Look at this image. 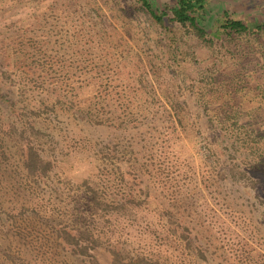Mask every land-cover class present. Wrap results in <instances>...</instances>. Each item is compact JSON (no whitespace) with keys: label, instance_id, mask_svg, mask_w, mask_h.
Wrapping results in <instances>:
<instances>
[{"label":"rangeland","instance_id":"obj_1","mask_svg":"<svg viewBox=\"0 0 264 264\" xmlns=\"http://www.w3.org/2000/svg\"><path fill=\"white\" fill-rule=\"evenodd\" d=\"M171 38L138 0H0V264H264V38Z\"/></svg>","mask_w":264,"mask_h":264},{"label":"trees","instance_id":"obj_2","mask_svg":"<svg viewBox=\"0 0 264 264\" xmlns=\"http://www.w3.org/2000/svg\"><path fill=\"white\" fill-rule=\"evenodd\" d=\"M143 10L171 38L177 28H186L196 37L207 42L225 39L229 42L239 35L264 38V0H138ZM242 11L247 16H236ZM169 45L174 47L173 39ZM249 138L252 132L244 130ZM252 150V146H250ZM43 162L31 146L27 153L25 167L30 174L42 172ZM94 239V237H93ZM96 239V238H95ZM67 243L76 247L74 252L92 255L94 241L75 237H65Z\"/></svg>","mask_w":264,"mask_h":264}]
</instances>
